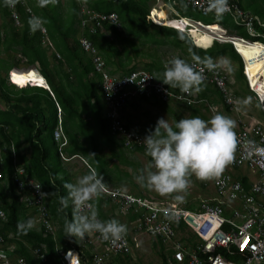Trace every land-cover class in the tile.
<instances>
[{"label": "trees", "instance_id": "obj_1", "mask_svg": "<svg viewBox=\"0 0 264 264\" xmlns=\"http://www.w3.org/2000/svg\"><path fill=\"white\" fill-rule=\"evenodd\" d=\"M150 1L153 2V0H57L55 4L38 7L37 0H29L34 15L41 18L46 28L50 46L42 45L39 29L31 30L29 20L32 16L26 14L21 6L17 5L20 25L15 27L9 19L5 3L0 2V72L4 73V75L0 74V101L5 105L4 108H0V173L2 176L0 177V209L6 216L5 221L0 219V235L3 238V242L0 243V252L13 257H23L28 264H40V260L33 251L44 245L48 258L47 264H59L61 254L55 250L56 246L62 251L80 248V244L74 237L64 236V219L71 218V207L63 212L59 210L58 196L67 194L64 184L71 182V179L62 166L57 144L52 135L57 123L56 103L63 112L62 126L68 137L65 152L69 156L79 155L83 158L89 166L88 172L92 170L102 175L106 185L120 187L121 184L131 181L135 174L121 166L140 168L139 163L132 161L128 153L141 149L124 150L118 137L109 130V122L104 115L100 75L96 72L91 57L81 49L78 41V9L81 4L101 13L115 12L118 16L120 27L105 23L104 31H100L99 28L94 31L86 28L84 33L103 58L110 75H123L136 70L137 64L132 60L139 54L143 55L145 49L141 46L147 45L152 46L153 52L146 53L150 60L144 62L140 69L147 70L154 77H158L163 71V61L159 57L157 46L172 44L188 58H194L196 61L204 58H211L214 61L224 56L236 61L238 68L234 72V77L239 87L248 90L244 85L241 59L230 42L213 40L205 48L195 45L187 33L157 25L148 20ZM175 6L182 17L200 21L209 28L224 33L229 32L230 35L243 37L242 33H245L248 38H251L245 28L235 24L229 15H223L222 18L217 19L202 15L198 10L186 8L179 2ZM255 11L264 23V9L258 7ZM209 24H220L224 29L219 25ZM256 28L262 30L257 24ZM105 31L111 32L112 37L107 36ZM56 52L59 57L56 56ZM23 59L26 66H37L52 96L40 83H31L37 87L21 89L17 88L30 84L23 83L19 86L12 81L13 85L8 83L5 74L12 68L18 67ZM15 70L17 69L12 70L10 77ZM210 92H214L221 100L219 92L211 85L203 84L202 91L197 95L199 98H206ZM139 97L140 99L128 102L125 108L137 110L142 102H149L150 98ZM154 103L172 113L175 122L180 119L169 103L159 100ZM177 105L189 110L193 115L199 112L196 106ZM259 111L264 115L263 111ZM132 124H134V117L126 112L124 125L132 127ZM155 125L154 123L146 124L140 120L133 129L146 136L149 129L154 130ZM16 162L23 164L26 173L38 181L45 193L57 191L56 195H50L46 199L47 209L56 226L55 239L52 235H43L40 226L32 227L26 232L18 227L19 222L28 221V208L19 202L15 192L12 175ZM243 182L247 188V180L244 177ZM200 184L201 188H205L204 183ZM189 199L186 207L195 209L194 202H190ZM95 203L99 216L103 220H108L100 208L101 204L109 203V199L102 195ZM113 206L116 208L115 205ZM32 212L35 214L34 211ZM158 242L161 241H152L153 247L157 248L156 252L160 256L161 264H167L163 247ZM115 260L118 264H127L129 256L116 257Z\"/></svg>", "mask_w": 264, "mask_h": 264}, {"label": "built area", "instance_id": "obj_2", "mask_svg": "<svg viewBox=\"0 0 264 264\" xmlns=\"http://www.w3.org/2000/svg\"><path fill=\"white\" fill-rule=\"evenodd\" d=\"M0 2L5 3L4 0ZM179 2L184 7L198 10L202 15H214L207 10L206 0H153L147 19L154 23L152 10L157 7L171 11L167 17L176 19L178 14L175 4ZM229 9L224 15H229L235 24L242 25L251 38L229 35V41L242 62V74L248 90L253 94L258 108L264 112V81L259 75H248L247 66L234 44L233 38L248 43H258L264 48V23L256 16L240 9L237 0H228ZM17 5L32 17L34 13L29 6V0H19L13 7H8V16L15 27L20 25ZM170 15V16H169ZM174 16V18L172 17ZM38 17V16H35ZM197 23L200 21L190 19ZM108 23L120 27V21L115 12L101 13L80 5L78 9L79 45L92 59L96 72L100 75V90L104 104V115L109 122V130L120 139L121 146L126 149L140 148L146 155L141 142L145 135L126 127L120 120L121 109L133 97L144 96L157 98L163 103H177L185 106L205 104L210 112L215 114L218 107L206 98L183 94L179 90L170 89V96L164 89L168 88L154 75L143 69H136L123 75H110L103 58L91 41L84 35L85 29L103 31ZM202 24V23H201ZM259 25L262 30L256 28ZM39 32L41 43L50 46L47 31L42 24ZM56 56L59 54L56 52ZM189 63L197 62L190 59ZM198 67L201 65L197 64ZM39 71L35 66L31 67ZM204 84L213 86L220 94L222 102L231 110H237L238 103L230 87L229 76L223 70H204ZM40 78H42L40 76ZM43 80V78H42ZM44 81V80H43ZM28 86V85H27ZM30 86H35L31 85ZM51 96L52 92L49 90ZM57 123L52 135L57 144V152L61 161L79 157L89 168L86 161L79 155L69 156L65 149L68 137L62 126L63 112L56 103ZM238 137L237 150L231 167L238 172L223 173L219 180H213L215 194L209 198L199 196L193 201L195 209L186 207L187 201H174L168 204H158L152 200L124 191L120 187L107 188L103 195L117 205L119 214L128 218V232L120 246L113 247L103 241L99 233L86 237L79 242L80 248L62 251L57 246L55 250L61 254L59 264H117L116 257L125 258L140 250L146 235L154 240H160L167 264H264V123L252 121L243 123L235 129ZM13 151V149H12ZM150 162V157L146 155ZM255 173L256 177L248 176ZM1 176V174H0ZM243 177L247 180V188ZM12 179L18 200L26 208L35 212L43 235L56 238V226L47 209L46 199H41L39 190L34 185H40L30 177L23 164L15 163ZM174 212V219H166L165 210ZM133 216V218H129ZM99 218L103 220L100 216ZM0 219L6 220L5 213L0 209ZM3 238L0 235V243ZM33 253L41 264H47L44 245L34 249ZM0 264H28L23 257L9 256L0 252Z\"/></svg>", "mask_w": 264, "mask_h": 264}, {"label": "clouds", "instance_id": "obj_3", "mask_svg": "<svg viewBox=\"0 0 264 264\" xmlns=\"http://www.w3.org/2000/svg\"><path fill=\"white\" fill-rule=\"evenodd\" d=\"M4 2L6 6L13 7L19 0H4ZM56 2L57 0H37V6L45 7ZM206 6L208 12L214 13L217 19L222 18L229 9L228 0H206ZM29 25L32 31H36L41 28L42 20L40 17H31ZM183 33L189 35L188 32L183 31ZM32 66L39 71L36 65ZM14 69L18 68L14 67ZM205 69L213 72L231 71L229 61L225 58L217 62H213L211 58H204L195 63H189L179 57H172L164 63L163 71L159 76L154 78L168 86L164 91L169 96L170 89H179L183 94L194 95L202 91ZM10 72L11 70L5 76L8 83L13 85L9 79ZM39 74L46 84V88H39L49 91L40 71ZM27 87L37 86L26 85L17 89ZM250 103L251 98L242 99L237 105V110ZM236 127L237 123L234 119L219 112L208 119L192 116L181 118L174 123H170L163 117L159 118L154 130L149 129L148 134L141 141L146 155L150 157V162L135 177L136 181L142 187L160 196H171L175 201L182 202L185 199L184 194L190 187L192 176L200 181L219 180L225 169L233 162L238 145ZM34 186L38 190L41 188V185ZM64 188L67 194L58 196L59 210L63 212L71 207V218L64 219V236L74 237L79 243L86 237L99 233L103 241L109 242L113 247L120 246L127 235V225L115 218L101 220L95 203L106 191L104 177L95 171H90L77 177L74 183L66 182ZM56 193L57 191L55 193L40 192V196L41 199H47L48 196L56 195ZM164 215L166 219L172 220L175 214L169 209L165 210ZM18 227L26 232L33 227V221H21Z\"/></svg>", "mask_w": 264, "mask_h": 264}, {"label": "rangeland", "instance_id": "obj_4", "mask_svg": "<svg viewBox=\"0 0 264 264\" xmlns=\"http://www.w3.org/2000/svg\"><path fill=\"white\" fill-rule=\"evenodd\" d=\"M153 4L154 3L152 1H150L149 7H151ZM170 12L171 11L166 10V13L169 14ZM0 22H1V18H0ZM230 25H232L231 21H230ZM105 33L107 36L112 37L111 32L105 31ZM227 33H228V35L230 34L229 32H227ZM242 36L245 38H248L245 33H242ZM220 42H222V41H220ZM42 45L46 46V44H44V43H42ZM141 48L145 49V53L143 55L139 54L137 57L133 58V60H132L133 63L137 64V69L142 68L144 65V62H148L150 60L149 57L146 56V53L153 52L152 46L143 45V46H141ZM51 50H52V48H51ZM51 50L49 49V53L51 52ZM157 50H158V54H159L160 59L163 61V65L172 57H179V58L184 59L186 61L189 59H194V58H188L187 55H185L179 48L175 47L172 44H170V45L164 44V45L157 46ZM250 50H251L250 48L245 49V52H247L246 58L248 59V61H250L252 63H259V62H262L264 60V57L255 53L254 51H250ZM17 57H20V55H17ZM221 58H225L229 61L231 71H227V70H224V71L227 72V75L229 76L230 87H231L232 92L235 94L238 103L242 99L251 98V103L249 105L241 107L239 109L238 113H240V112L243 113V115L242 114L240 115L241 118L247 119L244 115H250V116L253 115L256 118H258L259 120L264 122V115L262 112H260L258 110V106H257L255 100L253 99L252 94L250 92H248L247 90L239 87V84L237 83V81L234 77V72L238 68V63L236 61L231 60L228 57H225V56L216 58V59H214L213 62H217ZM24 61H25L24 59L21 61V63L17 67L18 69L31 68V67L26 66ZM132 62H131V64H133ZM0 74L4 75L3 72H0ZM9 78H10V81H12V78L10 76H9ZM12 82H14V81H12ZM137 99H140V97L139 96L133 97L131 100H129V102L130 101L132 102L133 100H137ZM206 99L210 103H214V104L218 105V111L217 112L224 114V115H227L229 117L236 116L235 114L237 113V111L233 112V111H230V109H227L223 105V103L219 99V97L217 95H215L214 92L208 93V97H206ZM156 100H157V98L154 97V98H150L149 102H142L139 105V108L137 110H133L132 108H125L126 105L128 104L127 103L120 111V120L124 124V115L126 112L129 113V110H130V111H133L132 113L135 114L136 115L135 117H138L139 120H142L143 119L142 115H145V117H147V119L153 120L155 122V124H156L157 120L161 117L168 119L170 123H174L175 122L174 115H172V113H169L166 110H163L159 106H157L154 103ZM238 103L236 104V106L238 105ZM170 106L172 108H174V110L177 113V116H179L180 119L181 118H190L192 116H200L203 119H208L212 115V113L210 112V110L208 109V107L205 104L195 105L199 109V112L197 114H194V115L191 114L189 110L180 108L176 103H170ZM4 107H5L4 103L2 101H0V108H4ZM122 148L124 150H128L124 147H122ZM128 156L130 157V159H132V161L139 163L140 168H137V167L127 168V167L121 166V168H125V169L129 170L130 172L131 171H133V173L135 172V174L131 178V181H127L124 184L120 185V187H122V189L124 191H127V192L134 194V195H138V196L144 197L146 199L152 200L153 202H156L158 204H163V203L168 204V203H172L175 201L171 196H168V197L160 196L158 193H156L154 191H150L145 187H142L136 181L135 177L137 175H139L141 170L145 169L149 164V162H147L146 156L144 155L143 152H139L138 155H136L135 153H128ZM80 164L85 165L82 160H80ZM73 171H75L76 176H78V170L74 169ZM229 172H238V171L236 169H233L231 167V164H230L225 169L224 173H229ZM250 175L252 176V178L256 177L255 173L251 172ZM201 182L205 184V188H201V186H200ZM106 187L112 188L113 186H109V184H108V185H106ZM214 194H215V190L213 188V180H211V181H200V180L196 179L195 176H192L190 187H189L187 193L184 195H185V199L188 200L190 197H193L190 199H194L197 196H199L201 198H209V197H212ZM107 204L108 205H106L105 210L107 212H109L108 219H113V218L118 219L121 223L126 224L127 228H128V218L124 217L122 214H119L117 205L112 203V201L110 199H109V203H107ZM113 205H115L116 208ZM27 217H28V220L33 221V227H36L37 221L35 220V215L33 214L31 209L27 210ZM141 239L143 240L142 247L140 248V250L134 252L132 255L129 256V260L127 261V264H161L160 256L156 252L157 248L156 247L154 248L153 244L151 242L152 238H149L146 235H144L141 237ZM158 243L162 246L161 242H158Z\"/></svg>", "mask_w": 264, "mask_h": 264}, {"label": "bare ground", "instance_id": "obj_5", "mask_svg": "<svg viewBox=\"0 0 264 264\" xmlns=\"http://www.w3.org/2000/svg\"><path fill=\"white\" fill-rule=\"evenodd\" d=\"M152 19L154 23L158 25L160 24L167 25L178 29L180 32L183 31L188 32L191 38L193 39L194 43L202 48L208 47L213 40L229 41L227 33L209 28L204 24L197 23L195 21L187 19L186 17H182V19L180 18L171 19L167 17L165 10L162 9L161 7H157L154 10H152ZM233 39H234L233 41H235L234 44L236 45L241 55V58L243 59V61L247 66L248 75L250 77L254 74L259 75L262 77V80L264 81V60L259 63H252L248 61V59L246 58L247 52H245V49L250 48L251 49L250 51H254L255 53L264 57L263 46L259 45L258 43L253 44V43L244 42L240 39H236V38ZM11 72L9 73V75H11ZM13 74H16L17 76L20 77H24L25 78L24 84L40 83L44 86L46 85L45 82L42 80V78H40V75L36 73L35 69L32 68L17 69L13 71ZM12 77L13 75L11 76V78ZM12 81H14L13 78Z\"/></svg>", "mask_w": 264, "mask_h": 264}, {"label": "crops", "instance_id": "obj_6", "mask_svg": "<svg viewBox=\"0 0 264 264\" xmlns=\"http://www.w3.org/2000/svg\"><path fill=\"white\" fill-rule=\"evenodd\" d=\"M238 2H239V7H240V9H242V10H244V11H246V12H249V13H251L252 15H254V16H256L260 21H262L260 18V16L256 13V9L258 8V7H261V8H263L264 9V2H263V0H237ZM179 14V13H178ZM206 16V15H205ZM208 16H213V15H208ZM214 17V16H213ZM187 19H191V18H188V17H186ZM214 18H216V17H214ZM232 19V18H231ZM194 20V19H193ZM233 20V19H232ZM234 22V21H233ZM209 25H219V26H221L220 24H209ZM222 27V26H221ZM10 76V75H9ZM34 84V83H33ZM205 85V84H204ZM244 85H245V83H244ZM19 86H21V84L19 85ZM208 86H210V85H208ZM245 87H246V85H245ZM247 88V87H246ZM248 89V88H247ZM248 91V90H247ZM248 92H250V91H248ZM251 93V92H250ZM252 94V93H251ZM252 97H253V99L255 100V98H254V96H253V94H252ZM221 101H222V98H221ZM255 102H256V100H255ZM223 103V102H222ZM170 104V103H169ZM212 104H214V103H212ZM256 104H257V102H256ZM216 105V104H215ZM223 105L224 106H226L224 103H223ZM258 105V104H257ZM217 107H218V105H217ZM228 106H226V108H227ZM139 108V107H138ZM227 109H229V107L227 108ZM164 110V109H163ZM260 110V109H259ZM230 111H233V112H236L237 111V113L235 114L236 116H234V117H231L232 119H234L235 121H236V123H237V127H240L243 123L245 124V123H248V122H252V121H255V120H257V121H261V120H259L258 118H256L255 116H253V115H244L247 119H242L241 118V114L243 115V113H238V111L239 110H231L230 109ZM133 111H130L129 110V114H131V115H133V117H134V124H132V127L131 128H133L134 127V125H136L135 123H138L140 120L138 119V117H135L136 115L135 114H133L132 113ZM145 112V111H144ZM143 116V119L141 120L142 122H144V123H146V124H155V122L153 121V120H151V119H147V117H145V115H142ZM148 122V123H147ZM263 122V121H262ZM264 123V122H263ZM152 126V125H151ZM119 139V138H118ZM119 141H120V139H119ZM128 151V150H127ZM139 152H143L142 150H140V151H135V152H133V153H135L136 155H138L139 154ZM105 153H108L107 151H105ZM144 153V152H143ZM144 155H145V153H144ZM146 156V155H145ZM130 158V157H129ZM80 158L79 157H74V158H71V159H69V160H67V161H62V166H63V168L64 169H66V171L69 173V176H70V179H71V183H74L75 182V180H76V178L77 177H79V176H82V175H84V174H86V173H88V167L86 166V165H83V164H80V160H79ZM147 159V158H146ZM132 160V159H131ZM147 162H149L148 160H147ZM137 163V162H136ZM74 169H77L78 170V176H76V174H75V171H73ZM92 171V170H91ZM1 174V173H0ZM248 176L250 177L251 175H250V172L248 173ZM0 177H2V176H0ZM110 186V185H109ZM108 187V186H107ZM120 188H122V187H120ZM103 195V194H102ZM138 196V195H137ZM106 205H108L107 203H103V204H101V208H100V211L101 212H103L105 215H106V217H108L109 216V212H107L106 210H105V207H106ZM27 210H29V209H27ZM35 215V214H34ZM35 220L37 221L36 223H37V226L35 227V228H38L39 227V223H38V220H37V217H36V215H35ZM152 241H157V240H154V239H152ZM151 241V242H152ZM163 247V246H162ZM40 263V262H39ZM41 264V263H40Z\"/></svg>", "mask_w": 264, "mask_h": 264}, {"label": "snow or ice", "instance_id": "obj_7", "mask_svg": "<svg viewBox=\"0 0 264 264\" xmlns=\"http://www.w3.org/2000/svg\"><path fill=\"white\" fill-rule=\"evenodd\" d=\"M12 78H13L14 82H16L18 84H23L24 80H25L24 77L17 76L16 74H13ZM41 83H42V81H41Z\"/></svg>", "mask_w": 264, "mask_h": 264}, {"label": "water", "instance_id": "obj_8", "mask_svg": "<svg viewBox=\"0 0 264 264\" xmlns=\"http://www.w3.org/2000/svg\"><path fill=\"white\" fill-rule=\"evenodd\" d=\"M228 38H229V35H228Z\"/></svg>", "mask_w": 264, "mask_h": 264}]
</instances>
